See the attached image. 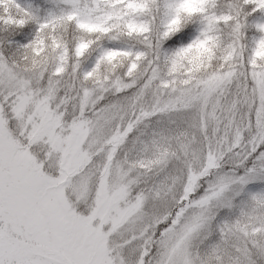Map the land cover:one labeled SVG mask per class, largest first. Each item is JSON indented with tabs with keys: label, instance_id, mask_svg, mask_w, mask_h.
Masks as SVG:
<instances>
[{
	"label": "snow or ice",
	"instance_id": "snow-or-ice-1",
	"mask_svg": "<svg viewBox=\"0 0 264 264\" xmlns=\"http://www.w3.org/2000/svg\"><path fill=\"white\" fill-rule=\"evenodd\" d=\"M0 264H264V0H0Z\"/></svg>",
	"mask_w": 264,
	"mask_h": 264
}]
</instances>
